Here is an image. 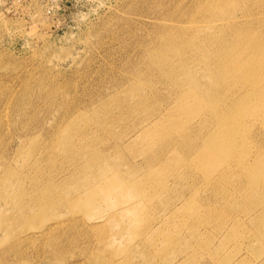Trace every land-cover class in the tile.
I'll return each mask as SVG.
<instances>
[{
    "label": "rangeland",
    "instance_id": "obj_1",
    "mask_svg": "<svg viewBox=\"0 0 264 264\" xmlns=\"http://www.w3.org/2000/svg\"><path fill=\"white\" fill-rule=\"evenodd\" d=\"M193 1L0 0V264H264V147L247 141L241 166L202 167L198 155L196 165L177 166L192 146L172 152V160L173 150L163 146L167 130L140 139L134 129L144 115L130 106L155 92L163 99L173 91L157 74L150 75L152 90L142 86L143 54L171 37L199 43L197 36L175 31L188 21L170 16L182 9L196 12ZM212 1L219 19L237 17L241 24V14L254 9L256 24L248 31L264 45V0H236L235 9L225 10V0ZM210 21L206 17L204 23ZM249 56L242 51L238 58ZM192 59L196 83L216 76L215 70L202 69L212 65L211 58ZM253 71L255 84L221 93L205 83L202 93L194 92L207 98L226 91L237 104L218 133L197 140L206 156L236 133L246 136L247 109L251 118H264V99L255 98L264 75ZM105 103L111 104L112 119L104 114ZM67 144L74 146L73 155L62 148ZM100 153L101 159L94 158ZM158 159L160 165L152 164ZM114 170L110 178L121 174L120 185L132 182L121 187L122 205L138 208L137 223L113 197H100L86 208V192L70 196L84 178ZM49 177L67 182L69 189L50 200L48 212L39 214L35 207L31 216L26 211L34 204L31 192L45 187ZM193 200L201 207L195 214L186 209Z\"/></svg>",
    "mask_w": 264,
    "mask_h": 264
},
{
    "label": "bare ground",
    "instance_id": "obj_2",
    "mask_svg": "<svg viewBox=\"0 0 264 264\" xmlns=\"http://www.w3.org/2000/svg\"><path fill=\"white\" fill-rule=\"evenodd\" d=\"M225 1L226 5L223 10L230 6L235 9L237 6V3H235L236 0ZM242 1L246 2L245 0ZM221 3L222 2L218 3V5ZM214 4H217V2L212 0H194L192 6H196V12L182 9L178 12L174 11L170 15L177 17L178 20L183 18V20L188 21V26H178V29L175 31L197 36L199 43H192L186 38L178 40L175 37H171L162 44L153 45L156 46L153 50L147 51L143 54L145 55V61H143L142 64L147 65H145V69L142 67V71L146 72L142 86H147L148 90H152L151 88L154 85L150 75L157 74L160 77V79H158L161 81L160 83L164 82L165 86H167V88H172L173 91L166 94L163 99H160L163 95L159 96L158 94H155V92L148 97H144L142 103L133 104V106L129 107L132 112L138 113L139 111L144 115V120L141 118L143 121L139 122L137 126L134 127V129H137L136 132L140 139L150 138L151 136L153 137L156 134L162 133L164 130L168 131L167 137H164L165 141L163 142V146L166 150H173L171 153H168L171 155L172 160L176 157L172 152L178 155L181 147L187 144L189 147L192 146L193 150L191 154L184 153L187 155L185 159L178 157L177 166L196 165L195 157L197 155L199 156V162L202 167H215L225 165L226 163L241 166L244 162L242 160V154H247L246 151L242 152V147L245 146L247 141L250 139L258 141L257 149L264 147V118H258V116L251 118L253 111H250L249 109H247V112L250 114V120L248 121L246 136L241 137L240 133H236L231 139L224 143L215 144V147H210L212 150H216L215 155L212 154L206 156L204 154L205 150H200L198 147L197 140L201 139L205 134L210 133L207 138L209 139L218 133L216 130H220L224 127V124L227 121H224L223 125L221 124V121L237 111V104L236 99L228 97L226 91L225 95L219 94L208 96L207 98L205 95H200L196 98L194 92L199 91L202 93L205 83H208L211 88L220 90L221 93L225 88L229 90H231V88L237 89L238 87L235 86L237 84H240V86H244V83L249 82L255 84L256 75L253 71L254 69L257 70L259 75H264L263 40L251 36L248 31V29L254 28V24H256L254 18L256 13L254 12V9L249 7L247 12L241 14L244 21V24H241L240 22H237V17L233 18L231 16L226 17L225 20L219 19L221 12L220 9L214 7ZM206 17H211L214 21L205 24L204 20ZM252 18L253 21L250 20ZM218 23H220V25H218ZM163 29L168 33L174 31L172 29H165V27ZM209 32L213 33V35H209ZM176 49L180 51L178 56H170L169 52ZM242 51L248 52L250 58L248 57L245 60H240L238 55ZM200 54L211 58L213 61L212 65H206L202 69L215 70L216 76L208 80L207 76H203L202 80L196 83L194 78L197 77V75H194L195 69L192 57H196ZM230 84L232 85L228 87ZM255 92V98L264 99V80L261 84L256 85ZM157 98L160 100L157 101ZM242 98L246 103H249L248 95H244ZM206 99L207 103H205ZM200 100H203L204 103ZM196 101H198V103H196ZM111 104L113 103L111 102ZM111 104L105 103L104 106V114L107 117L110 116V119L114 117L112 109L109 108ZM207 111L209 112V115L206 114ZM262 115L264 116V112ZM198 118L200 119V122H198V120L195 122L194 120ZM112 122L106 124L111 129L114 125ZM242 125L245 126V123ZM213 131L215 132L211 133ZM259 131H262V133H258ZM62 136L64 135L60 133V137ZM121 138H123V135L120 134L117 136V140H120ZM70 143L75 142L71 139ZM62 148L67 149L68 154L73 155L72 152L74 151V146L67 144L62 145ZM116 148L120 151L122 149L118 144L116 145ZM190 155L192 156L190 157ZM102 156L103 154L100 153L95 155L94 158L99 160ZM133 156L136 157V155ZM106 159L108 160L107 157ZM262 159H264V157H262ZM152 161V164L157 166L160 165L161 160L158 159ZM152 164L149 163L148 160L144 163L145 167L151 166ZM257 164L260 165L259 163ZM113 168H116V166ZM247 171L249 170H245V172L242 173V176H245ZM114 172L115 170L107 174H103V172L95 173L89 179L84 178L83 182L79 183L78 188L74 190L70 189V196L79 197L83 192H86L85 195H89L84 206L86 208H89L90 204L94 201L96 202V199H100V197H113L116 200V203L117 201L120 202L119 208L121 209V212L127 216H134L133 223H137L136 211L138 208L134 205L133 207H125L122 205L123 200L125 199L122 195L123 188L121 187H127L132 182H122V185H120L118 182L121 174L119 176L114 175V177L110 178ZM123 177L128 176L126 175ZM130 180H133L134 182L136 181L134 178ZM93 182L96 186L91 190H88ZM101 182L104 184H101ZM66 188L69 189L67 182L56 183L50 180L49 177L45 187L37 185L33 188L31 192L32 195H30L32 197L31 201L34 202V204L31 205L30 208H27L26 211L32 213L31 216H33L35 207L40 209L39 214L48 212L50 200L61 199V195L59 194L62 193L61 190ZM23 196L24 195L20 194V197ZM48 200L49 204H46V201ZM199 208L201 207L195 200H193L191 205L186 209L195 214L199 211ZM262 212H264V209Z\"/></svg>",
    "mask_w": 264,
    "mask_h": 264
}]
</instances>
